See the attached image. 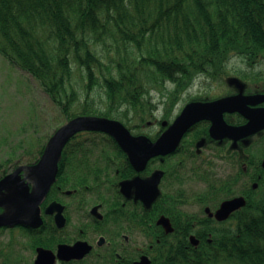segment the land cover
<instances>
[{"label":"trees","instance_id":"1","mask_svg":"<svg viewBox=\"0 0 264 264\" xmlns=\"http://www.w3.org/2000/svg\"><path fill=\"white\" fill-rule=\"evenodd\" d=\"M263 50L264 0H0V55L31 75L67 120L144 124L154 115L151 96L166 85L223 77L232 56L251 63ZM97 89L104 108L91 98ZM244 164L251 176L254 160ZM259 182L242 214L212 230L211 244L171 246L155 264H264Z\"/></svg>","mask_w":264,"mask_h":264},{"label":"flooded vegetation","instance_id":"2","mask_svg":"<svg viewBox=\"0 0 264 264\" xmlns=\"http://www.w3.org/2000/svg\"><path fill=\"white\" fill-rule=\"evenodd\" d=\"M257 79H251L253 85L246 88L254 86L260 91L263 87L260 94H264V77L255 83ZM246 88L245 96L258 93L248 92ZM238 93L236 89L231 95ZM254 108L264 109V104ZM225 119L233 127L247 124L239 113L226 114ZM211 127L208 121L196 124L172 154L153 158L140 170L121 148H85L112 144L108 137L78 134L61 159L57 183L40 206L42 225L38 228H0V264H51V258L55 264H147L149 258L153 264L162 251L171 246L179 248L184 242L185 249L190 250L199 249L204 243L211 244L212 230L226 228L241 211L233 214L230 220L219 222L215 214L222 203L230 199L220 202L218 188L211 194L210 187L209 194L196 197L193 185L202 167L201 160L206 158L205 154L225 151L224 155L217 156L235 169V173L221 181L230 179L234 187L243 182L240 169L245 165V158L249 159L243 147L244 140L236 144L229 139L216 140L210 135ZM263 134L264 131L251 139ZM42 154L34 159L35 164ZM263 160L256 159L260 167ZM20 164L17 161L11 165L8 174L21 167ZM205 175L202 178L206 180ZM151 180H155L157 197L149 206L148 200L154 194L153 186L148 185L153 182ZM30 188L34 189L31 183ZM10 190L13 189L4 191L0 198L6 199ZM253 194H245L242 190L235 198ZM196 201L200 206L199 214L194 211ZM165 218L174 232H167L163 222L170 223ZM193 237L199 241L198 246L193 244ZM179 238H182L180 243ZM79 244L82 249L83 244H88L91 251L83 259L65 260L71 255L60 250H70Z\"/></svg>","mask_w":264,"mask_h":264},{"label":"rangeland","instance_id":"3","mask_svg":"<svg viewBox=\"0 0 264 264\" xmlns=\"http://www.w3.org/2000/svg\"><path fill=\"white\" fill-rule=\"evenodd\" d=\"M258 54L264 57V50ZM246 63L247 61L243 57L232 56L225 68L222 69L223 77L211 78L207 75H196L192 78L189 86L184 89L178 88L175 83L166 85L164 95L155 93L154 96H151V106L153 107V114L157 115V120L155 121L154 115H152V119L144 124H139L138 121H130V124L135 127L140 125L139 131L131 130L140 135L154 136L161 130L160 121L163 116H168L170 121H173L183 108L190 105L192 101L204 102L203 100L206 98L214 100L228 97L234 93L235 87L231 86V82L235 77L240 78L249 86L253 85L250 84L253 80H247L246 76L251 79L262 78L264 67L262 69L260 66L256 69L250 67L246 76L239 75L249 68V64ZM258 89L252 86L248 87L247 91L258 92ZM91 98L100 108H104L106 103L104 90L97 89L93 92ZM131 119L134 120L135 118L132 117ZM68 122L70 121L67 120L31 75L12 66L0 55V166L4 164L0 175L6 170L9 171L10 166L14 164L7 163L8 159H13L16 162L20 161V165L28 163L30 158L26 155L35 153L36 150L41 148L42 144L45 145L48 135ZM140 143L143 144L142 141ZM262 146L259 144L252 147L251 153L253 156L264 158V148ZM217 154L220 157V155L225 154V151L205 154L206 158L201 160L203 161L201 163L202 167H200L198 174L196 173V182L193 185L196 197L209 194L208 187H212L213 184H220L219 187H225L227 183L221 180L229 178L235 173V169H231L226 162L218 158ZM22 155H25L27 160L22 161ZM14 172L12 171V173ZM23 173L25 174L24 177ZM205 173L207 175H205L206 180L202 178ZM19 175H22L23 179L31 183L35 190L39 188V183L37 184V179L35 175L31 174V170L21 171ZM245 187L246 184L243 181L237 186L230 187V189L236 194H240ZM8 195L12 198L8 200V203L7 200L0 199L1 204L6 203V207H0V214L16 217L20 213V208L14 203L18 196L14 190H10ZM225 197L226 195L223 194L218 198L223 199ZM194 211L196 214L201 212L197 201ZM28 215L33 219L32 214L29 213L23 216L27 218ZM6 239L7 237L4 241Z\"/></svg>","mask_w":264,"mask_h":264},{"label":"water","instance_id":"4","mask_svg":"<svg viewBox=\"0 0 264 264\" xmlns=\"http://www.w3.org/2000/svg\"><path fill=\"white\" fill-rule=\"evenodd\" d=\"M236 82V81H235ZM264 102V97H243V95L223 99L212 104L193 103L188 105L177 121L163 134L157 143H149L145 138L143 144L131 136L130 132L118 121L101 120L91 117H81L71 121L69 124L60 129L51 139L47 151L41 162L33 169L32 174L36 176L39 183V190L31 193L27 184H24L19 174H13L0 182V195L7 189H13L18 196L14 201L15 205L20 208V213L16 217L0 214V227L15 225L39 226V206L45 199L51 186L56 181L58 174V162L66 143L77 132L81 131H102L111 134L123 147L126 152H129L133 164L136 169H144L147 162L159 155H167L173 153L179 146L183 136L196 123L203 120H210L214 123L212 135L216 139H224L226 137L238 141L243 138L252 136L264 129V109L253 110L249 106H255ZM226 112H239L249 120V123L240 128H233L226 125L223 115ZM222 129V130H221ZM217 130H221L217 132ZM141 140V139H140ZM141 140V141H142ZM154 188L153 196L148 200L150 203L156 194L155 182L151 183ZM258 185H255L257 188ZM12 199L7 197L5 200ZM13 203V204H14ZM6 203L0 207H6ZM246 206L245 198H238L232 201L225 202L216 217L219 221L227 220L232 212ZM37 213V216L27 221L23 219V215ZM167 230L172 229L167 226V222H163ZM37 224V225H36ZM41 224V221H40ZM169 225V224H168ZM87 245V244H85ZM63 254H76L77 247L69 248ZM62 252V251H60ZM88 249L85 250V253ZM54 258H51V264Z\"/></svg>","mask_w":264,"mask_h":264},{"label":"bare ground","instance_id":"5","mask_svg":"<svg viewBox=\"0 0 264 264\" xmlns=\"http://www.w3.org/2000/svg\"><path fill=\"white\" fill-rule=\"evenodd\" d=\"M34 215H35V212L32 213V216H34Z\"/></svg>","mask_w":264,"mask_h":264}]
</instances>
